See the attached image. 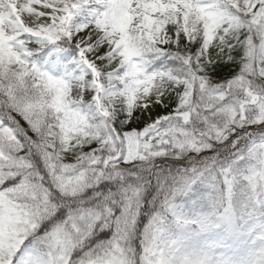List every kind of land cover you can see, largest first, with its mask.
<instances>
[{
	"label": "snow or ice",
	"instance_id": "1",
	"mask_svg": "<svg viewBox=\"0 0 264 264\" xmlns=\"http://www.w3.org/2000/svg\"><path fill=\"white\" fill-rule=\"evenodd\" d=\"M0 264H264V0H0Z\"/></svg>",
	"mask_w": 264,
	"mask_h": 264
}]
</instances>
